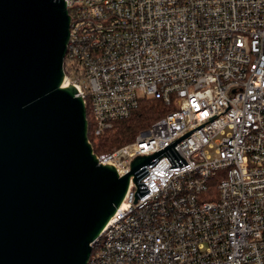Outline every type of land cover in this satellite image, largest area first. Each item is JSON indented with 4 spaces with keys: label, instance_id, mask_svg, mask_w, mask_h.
Listing matches in <instances>:
<instances>
[{
    "label": "built area",
    "instance_id": "2783aa9c",
    "mask_svg": "<svg viewBox=\"0 0 264 264\" xmlns=\"http://www.w3.org/2000/svg\"><path fill=\"white\" fill-rule=\"evenodd\" d=\"M69 32L61 86H73L94 134L141 99L170 108L133 140L95 154L133 173L90 243L86 264H264V0H64ZM66 59V60H65Z\"/></svg>",
    "mask_w": 264,
    "mask_h": 264
},
{
    "label": "water",
    "instance_id": "95a60500",
    "mask_svg": "<svg viewBox=\"0 0 264 264\" xmlns=\"http://www.w3.org/2000/svg\"><path fill=\"white\" fill-rule=\"evenodd\" d=\"M69 32L64 0H0V264H86L90 243L120 203L129 175L160 156L186 163L174 138L118 175L99 164L85 105L61 86Z\"/></svg>",
    "mask_w": 264,
    "mask_h": 264
},
{
    "label": "trees",
    "instance_id": "16d2710c",
    "mask_svg": "<svg viewBox=\"0 0 264 264\" xmlns=\"http://www.w3.org/2000/svg\"><path fill=\"white\" fill-rule=\"evenodd\" d=\"M66 60V59H65ZM66 68V62L64 63ZM170 108L160 99H141L138 107L124 119L114 120L109 128L94 134L92 116L88 105L85 107L87 137L95 154L109 152L133 140L136 133L164 115Z\"/></svg>",
    "mask_w": 264,
    "mask_h": 264
}]
</instances>
